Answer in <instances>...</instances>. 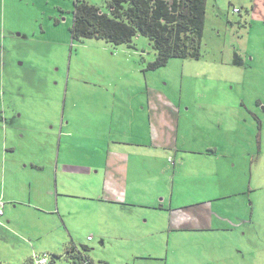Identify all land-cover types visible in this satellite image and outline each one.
Returning a JSON list of instances; mask_svg holds the SVG:
<instances>
[{
  "label": "rangeland",
  "instance_id": "374dc122",
  "mask_svg": "<svg viewBox=\"0 0 264 264\" xmlns=\"http://www.w3.org/2000/svg\"><path fill=\"white\" fill-rule=\"evenodd\" d=\"M74 9L0 0V264H85L72 243L94 264H264V0H207L202 56L160 67L140 33L74 38ZM57 160L80 166L58 206Z\"/></svg>",
  "mask_w": 264,
  "mask_h": 264
},
{
  "label": "trees",
  "instance_id": "16d2710c",
  "mask_svg": "<svg viewBox=\"0 0 264 264\" xmlns=\"http://www.w3.org/2000/svg\"><path fill=\"white\" fill-rule=\"evenodd\" d=\"M206 2L109 0L108 11H104L85 0H75L72 35L74 38H102L115 45L132 47L134 37L140 33L148 37L156 50V60L151 67L164 66L172 58L199 59L202 56ZM237 57L235 54V59ZM48 255L53 264L56 254ZM81 260L93 264L88 256Z\"/></svg>",
  "mask_w": 264,
  "mask_h": 264
},
{
  "label": "crops",
  "instance_id": "0c3cea01",
  "mask_svg": "<svg viewBox=\"0 0 264 264\" xmlns=\"http://www.w3.org/2000/svg\"><path fill=\"white\" fill-rule=\"evenodd\" d=\"M130 142V141H129ZM118 144H120V143H122V142H120V141H118L117 142ZM170 160V159H169ZM171 162V161H170ZM32 164V168H34V169H37V170H42L43 168H44V166H45V162H41V163H38V164H36V163H31ZM52 164V162H50V161H47V166L49 167L50 165ZM172 164L173 165H175V162H172ZM26 165V164H25ZM79 167L80 166H76V165H66V164H64L63 166H60L59 165V160H57V162H56V174H57V176L55 175V176H53V178H54V180H52V177L51 176H49V178L47 179V180H45L42 184H43V188H42V190H41V193H43V195L44 194H47L48 196H46L52 203H55L56 201H58V203H57V206L60 204L59 203V198H55V196H54V187L55 188H57L58 190H60V186H64V183H61L60 182V179L58 178V173H59V170L61 171V172H63V173H67V169L69 168V169H71V170H78L79 169ZM85 170H87L88 172H91L92 170L91 169H85ZM175 177H176V173L174 174V176H173V178H172V185H175V181H176V179H175ZM57 179H59V181H57ZM39 182H37L36 181V187L37 188H39ZM126 189V188H125ZM151 189V187H149L148 188V190H150ZM174 187L172 188V194H171V198H170V202L172 203V205H171V207H169L168 208V214H169V220H168V223H169V225L168 226H170V225H172V221H176L177 222V219H179V218H184V217H186V214H179V216H177V218H176V214L175 213H177L175 210V208H173V203H174ZM150 194V193H149ZM125 196H126V192H125V190L124 191H122V193L121 194H119L118 195V198L119 199H116V200H120V201H123V202H125V203H122V207L124 208V209H127V210H130V211H133V209L131 208V207H134L133 206V204H130V201L129 200H125ZM149 196H152L151 194L149 195ZM158 196H160L159 194H158ZM154 199V198H153ZM0 200H1V198H0ZM158 200V198L157 199H154V201H153V203L150 205L149 203H147L146 205H149V207H152V208H156V204L158 205V203L156 202ZM160 201H162V202H164V203H162L161 204V206H160V208H163V206L165 205V203H166V201L168 200V197H166V196H162L161 197V199H159ZM159 200H158V202H159ZM2 202H3V200H2ZM46 202V200L45 199H42L41 200V205L40 206H42V204L43 203H45ZM116 203H118V202H116ZM136 206H137V204H136ZM143 207H145V206H143ZM122 208V209H123ZM180 208H185V206H183V207H181V206H179L178 207V209H180ZM36 209H38V208H36ZM40 210V209H39ZM57 210L59 211V212H61V213H64L65 211H64V209L63 210H60V209H58V207H57ZM47 213H52L53 215H56L55 214V210L53 209V210H50V211H48ZM5 214H6V210H4V202H3V214H1V216H5ZM61 217H62V219H61V222L62 223H59V225L57 226L58 227V229L60 230V227L61 228H65V226L64 225H66V220H65V218H64V216L63 215H60ZM8 218V217H7ZM55 222H60V220H59V218H58V216H56V219H55ZM55 231H56V229H55ZM41 238V237H40ZM91 238H92V236H91ZM90 238V239H91ZM91 240H93V238L91 239ZM56 242H57V240H56ZM73 245H69L67 248H66V251H67V253H70V255H77V257H79L80 259H81V257H82V255H86L85 253H83L81 250H80V248L76 245V244H74V243H72ZM48 246V244H46L44 247H42V248H40V249H43V248H46ZM61 252H54V254H56V256L57 257H62V255L60 254ZM51 254V253H50ZM82 261V260H81ZM35 262V261H34ZM53 262H56L55 260H53ZM91 262L94 264V262L91 260Z\"/></svg>",
  "mask_w": 264,
  "mask_h": 264
},
{
  "label": "built area",
  "instance_id": "2783aa9c",
  "mask_svg": "<svg viewBox=\"0 0 264 264\" xmlns=\"http://www.w3.org/2000/svg\"><path fill=\"white\" fill-rule=\"evenodd\" d=\"M1 214H3V202H2V200H0V216H1ZM34 261L37 264H51L48 253H43L42 255L38 254Z\"/></svg>",
  "mask_w": 264,
  "mask_h": 264
},
{
  "label": "flooded vegetation",
  "instance_id": "af4514ba",
  "mask_svg": "<svg viewBox=\"0 0 264 264\" xmlns=\"http://www.w3.org/2000/svg\"><path fill=\"white\" fill-rule=\"evenodd\" d=\"M237 54V53H236ZM238 55V54H237ZM240 61V58H239V55L237 57V59H234V62H239ZM258 105L260 106V103H258ZM86 255H82L81 259L84 258Z\"/></svg>",
  "mask_w": 264,
  "mask_h": 264
}]
</instances>
